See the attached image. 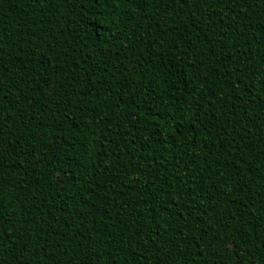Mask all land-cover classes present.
<instances>
[{
	"label": "trees",
	"instance_id": "16d2710c",
	"mask_svg": "<svg viewBox=\"0 0 264 264\" xmlns=\"http://www.w3.org/2000/svg\"><path fill=\"white\" fill-rule=\"evenodd\" d=\"M0 264H264V0H0Z\"/></svg>",
	"mask_w": 264,
	"mask_h": 264
}]
</instances>
